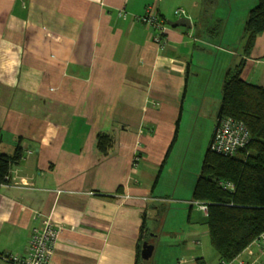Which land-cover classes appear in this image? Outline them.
Returning a JSON list of instances; mask_svg holds the SVG:
<instances>
[{"label":"crops","instance_id":"0c3cea01","mask_svg":"<svg viewBox=\"0 0 264 264\" xmlns=\"http://www.w3.org/2000/svg\"><path fill=\"white\" fill-rule=\"evenodd\" d=\"M257 2L0 0V152L22 148L0 189V264L26 253L37 213L61 228L51 264H136L149 219L161 221L173 201L156 188L184 144L185 116L214 133L226 72L241 58L243 78L264 87V32L244 54ZM148 6L167 20L184 8L192 26L171 25L159 44L140 19ZM216 23L224 33L207 36ZM104 133L114 139L108 153ZM191 207L184 254L168 262L215 264L201 244L207 212L196 218ZM248 248L262 263L255 244L237 263L254 258Z\"/></svg>","mask_w":264,"mask_h":264},{"label":"trees","instance_id":"16d2710c","mask_svg":"<svg viewBox=\"0 0 264 264\" xmlns=\"http://www.w3.org/2000/svg\"><path fill=\"white\" fill-rule=\"evenodd\" d=\"M262 32L264 0H258L244 26L245 55L251 53ZM244 67L245 58H241L226 72L216 125L230 117L243 122L250 133L249 142L236 155L226 156L211 150V139L193 190V202L208 207L206 224L220 264L243 258L246 248L264 232V87L245 80ZM98 139L100 150L108 153L114 139L107 133L99 134ZM2 140L0 130V143ZM21 158V146L12 155L0 152V189L9 183L12 165ZM145 231L142 228V234ZM142 262L139 244L136 264Z\"/></svg>","mask_w":264,"mask_h":264},{"label":"rangeland","instance_id":"374dc122","mask_svg":"<svg viewBox=\"0 0 264 264\" xmlns=\"http://www.w3.org/2000/svg\"><path fill=\"white\" fill-rule=\"evenodd\" d=\"M224 27V25L221 27L216 23L207 31V36L217 30H219L221 36L225 31ZM231 28L232 25L228 27L226 36L235 30H230ZM189 113L185 116L180 133L184 144L182 143L181 149H176L173 156H171L170 162L168 161L163 171L161 182L156 188V194L164 197L169 196L173 201L165 203L162 208L161 221L158 222L153 218L149 219L148 230L150 232L147 236L148 242H145L153 245L156 252L150 259L144 260L143 264H169L167 256L169 258H172L173 255H175V258L181 257L184 254L186 239L190 237L189 229H194V225L189 223L191 206L180 199L192 200L193 198V190L200 175L213 129L211 130V126L208 125V120L190 119ZM197 208H200L199 205L194 203L192 216L204 218L203 212H197ZM201 227L204 230L207 228L204 222L201 223ZM201 244L204 251L208 253V257L210 259L214 258L215 264H217L218 254L213 248L208 235L202 233ZM262 261L261 263L259 260V264H264V255ZM235 264H238L237 261Z\"/></svg>","mask_w":264,"mask_h":264},{"label":"built area","instance_id":"2783aa9c","mask_svg":"<svg viewBox=\"0 0 264 264\" xmlns=\"http://www.w3.org/2000/svg\"><path fill=\"white\" fill-rule=\"evenodd\" d=\"M175 14L179 17L186 16V10L184 8H177ZM140 19L154 31V41L159 44L163 43L170 26L168 20L152 6L146 8L145 13ZM249 139L250 133L248 127L243 122L231 117L223 118L215 127L210 147L216 153L234 156L246 147ZM138 159L139 154L135 156V161ZM228 187L233 188V185L229 184ZM196 204L207 212L208 207L205 203L196 202ZM36 216L40 218V222L32 229L26 253L24 255L12 254L6 257L3 256L12 264H51L61 228L53 222L51 217L43 216L40 213H37ZM252 244L256 245L260 253H264V232ZM249 248V254L252 257L254 256V258L248 264H259L256 252ZM223 264L231 263L223 262ZM240 264H246V260H241Z\"/></svg>","mask_w":264,"mask_h":264},{"label":"water","instance_id":"95a60500","mask_svg":"<svg viewBox=\"0 0 264 264\" xmlns=\"http://www.w3.org/2000/svg\"><path fill=\"white\" fill-rule=\"evenodd\" d=\"M169 23L173 27H178V26H184L190 28L192 26L191 20L187 17H179L176 20H169ZM154 252V246L150 245L148 243L143 244V249H142V258L144 260H148ZM143 264V263H141Z\"/></svg>","mask_w":264,"mask_h":264}]
</instances>
